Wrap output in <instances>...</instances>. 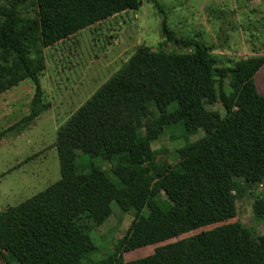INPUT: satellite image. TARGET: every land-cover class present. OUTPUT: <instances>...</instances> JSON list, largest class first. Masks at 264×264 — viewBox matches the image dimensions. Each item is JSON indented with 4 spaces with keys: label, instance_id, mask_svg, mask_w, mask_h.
<instances>
[{
    "label": "trees",
    "instance_id": "1",
    "mask_svg": "<svg viewBox=\"0 0 264 264\" xmlns=\"http://www.w3.org/2000/svg\"><path fill=\"white\" fill-rule=\"evenodd\" d=\"M26 3L35 11L32 19L18 16ZM140 6L141 0H9L0 6V95L26 80L34 88L20 130L49 108L38 75L41 50ZM162 32L191 51L137 48L57 129L60 179L0 211L1 264H85L96 251L89 233L106 222L113 203L134 219L109 256L86 264H264L260 238L239 223H224L236 216L233 184L264 181V99L254 84L264 57L218 66L211 46L176 39L164 25ZM204 102L219 104L223 115L207 113ZM170 126L186 139L200 131L202 137L177 149L173 164L157 163L151 145ZM98 157L109 163L108 172L94 163ZM170 178L178 184L160 203ZM195 231L143 258L123 259Z\"/></svg>",
    "mask_w": 264,
    "mask_h": 264
},
{
    "label": "rangeland",
    "instance_id": "2",
    "mask_svg": "<svg viewBox=\"0 0 264 264\" xmlns=\"http://www.w3.org/2000/svg\"><path fill=\"white\" fill-rule=\"evenodd\" d=\"M8 1L0 0V6ZM18 16L32 19L35 11L26 3L19 7ZM163 25L176 39H192L211 46L210 56L218 66H230L240 58L264 57V0H141L137 11L122 12L42 49L44 67L38 75L42 101L49 108L20 130L19 122L27 115L33 97L32 83L23 81L0 95V211L31 198L60 179L54 146L57 129L137 48H161L176 54L191 51L167 40ZM254 84L264 99V65L255 75ZM204 108L207 113L217 111L223 115L217 103L204 102ZM201 137V131L186 139L179 127L165 128L151 145L156 162L173 164L177 149ZM94 163L109 171V163L101 157ZM177 184L175 178L164 184L160 203L167 201ZM232 194L236 216L224 223H239L250 229L260 238L264 254V181L246 186L238 180L233 184ZM111 208L106 222L89 233L96 251L85 264L98 263L109 256L134 219L133 212L122 213L115 203ZM198 232L125 253L123 259L128 262L143 258L157 247Z\"/></svg>",
    "mask_w": 264,
    "mask_h": 264
}]
</instances>
